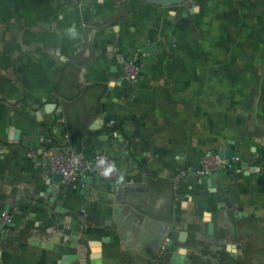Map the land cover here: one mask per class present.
I'll list each match as a JSON object with an SVG mask.
<instances>
[{
    "label": "crops",
    "instance_id": "1",
    "mask_svg": "<svg viewBox=\"0 0 264 264\" xmlns=\"http://www.w3.org/2000/svg\"><path fill=\"white\" fill-rule=\"evenodd\" d=\"M177 13L0 0V264H264V46L175 45ZM228 148L235 168L176 182ZM55 150L107 153L119 178L76 189Z\"/></svg>",
    "mask_w": 264,
    "mask_h": 264
},
{
    "label": "rangeland",
    "instance_id": "2",
    "mask_svg": "<svg viewBox=\"0 0 264 264\" xmlns=\"http://www.w3.org/2000/svg\"><path fill=\"white\" fill-rule=\"evenodd\" d=\"M203 11L186 12L193 4L186 2L166 8H176L182 24L175 45L204 46L210 40V30L228 34L229 45L264 46V0H194ZM210 1V4H208ZM199 11V12H198ZM261 34L262 40H255ZM173 38V37H171ZM169 39V38H168ZM166 39L168 42L169 40ZM248 264V263H246ZM251 264V263H250Z\"/></svg>",
    "mask_w": 264,
    "mask_h": 264
},
{
    "label": "built area",
    "instance_id": "3",
    "mask_svg": "<svg viewBox=\"0 0 264 264\" xmlns=\"http://www.w3.org/2000/svg\"><path fill=\"white\" fill-rule=\"evenodd\" d=\"M78 1V0H76ZM146 52L143 48L138 49L128 62L130 77L133 80L137 79L136 67L140 65L143 56ZM48 167L62 175V179L72 187L78 189L84 186V178L89 177L90 174H95L103 179H112L114 181L119 178V169L116 161L107 153H97L92 158H84L81 155H74L68 150H55L48 153L47 157ZM240 161V156L233 155L231 158H221L218 153H207L202 159L201 165L198 167L188 166L180 169L176 175V182L179 183L183 178L193 175L196 177H208L215 172H220L227 168H235ZM96 164V169L92 165ZM107 173V174H106ZM10 218L5 215L0 218V224H9ZM1 231V230H0ZM161 254L156 257L157 264H181L180 262L165 263L160 261Z\"/></svg>",
    "mask_w": 264,
    "mask_h": 264
},
{
    "label": "water",
    "instance_id": "4",
    "mask_svg": "<svg viewBox=\"0 0 264 264\" xmlns=\"http://www.w3.org/2000/svg\"><path fill=\"white\" fill-rule=\"evenodd\" d=\"M146 1L150 4L158 5V6H165V7H170V6H175V5H182L186 2H190L193 4V7L190 8L187 13L195 12L199 9V6L194 0H143ZM156 47L155 44H149L146 48V50L154 49ZM221 158H231L234 155V152L232 149H223L219 152ZM92 168L95 170L96 169V164L92 165ZM55 176L59 178L60 180L62 179V175L59 173H55ZM90 177L84 178V180L88 181Z\"/></svg>",
    "mask_w": 264,
    "mask_h": 264
},
{
    "label": "clouds",
    "instance_id": "5",
    "mask_svg": "<svg viewBox=\"0 0 264 264\" xmlns=\"http://www.w3.org/2000/svg\"><path fill=\"white\" fill-rule=\"evenodd\" d=\"M107 174V173H106Z\"/></svg>",
    "mask_w": 264,
    "mask_h": 264
}]
</instances>
